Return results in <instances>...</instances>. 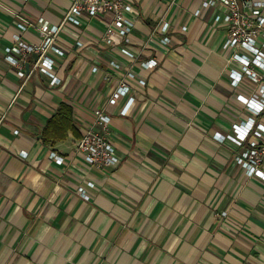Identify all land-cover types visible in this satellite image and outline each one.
Segmentation results:
<instances>
[{"label": "crops", "instance_id": "crops-1", "mask_svg": "<svg viewBox=\"0 0 264 264\" xmlns=\"http://www.w3.org/2000/svg\"><path fill=\"white\" fill-rule=\"evenodd\" d=\"M72 1L0 0V264H264V181L237 164L246 146L218 139L250 116L237 95L248 97L251 86L231 85L216 12L204 0H135V59L103 41L102 22L82 16L56 38L64 55L47 53L58 83L35 69L33 54L20 79L5 48L16 36L29 45L42 38L17 23L59 25ZM162 20L171 25L167 45L157 32ZM152 59L153 69L142 65ZM123 81L130 93L109 104ZM128 97L134 103L121 116ZM62 103L80 136L94 110L110 115L116 167L86 165L72 132L43 143ZM89 181L85 201L75 192Z\"/></svg>", "mask_w": 264, "mask_h": 264}, {"label": "built area", "instance_id": "built-area-1", "mask_svg": "<svg viewBox=\"0 0 264 264\" xmlns=\"http://www.w3.org/2000/svg\"><path fill=\"white\" fill-rule=\"evenodd\" d=\"M204 3L203 5L216 12V21H220V26L226 29L221 50L226 54L231 85L238 87L243 79H247L251 86L248 97L237 95V99L244 104L250 116L246 121L232 126V135H218V139L221 142L228 140L237 147L246 146L245 151L236 158L237 164L244 169L248 177L256 176L264 181V173L258 169L264 159V143H258V140L264 137V124L258 121V118L264 114V0H204ZM134 4L135 0H73L59 25H50L42 18L35 24L21 19L22 22L17 23L18 29L25 31L29 27H34L42 41L39 45H29L16 36L15 44L5 48V60L18 69L16 74L20 79H25L28 77L23 71L25 59L32 54L36 55L35 69L48 76L52 84L55 82L57 84L58 80L52 73L54 60L47 53L64 55L63 50L56 46V38L67 24L80 26L82 16L102 22L103 41L108 46H118L127 58L135 59L130 46V35L138 19ZM193 14L199 17L201 8L196 9ZM170 29L169 22L162 20L159 23L157 32L162 36L163 44L170 43ZM186 29L183 26L180 31L185 32ZM116 37L119 42H115ZM142 65L147 69H153L157 66V62L152 59ZM110 66L114 69L118 68L117 63L113 61L110 62ZM126 78L140 86H145V81L137 80L133 72H128ZM129 93L130 85L125 81L120 82L111 93L108 103L114 105ZM133 103L134 98L128 97L120 115L126 116ZM110 123L111 117L104 109L94 110L90 126L84 130L76 143V152L85 164L98 170L114 168L120 163L115 148L108 138ZM21 155L24 157L25 153ZM49 158L58 165L64 162V158L54 152L49 153ZM86 185V188L80 187L75 193L79 198L89 201L88 189L94 188L95 184L89 181Z\"/></svg>", "mask_w": 264, "mask_h": 264}, {"label": "trees", "instance_id": "trees-1", "mask_svg": "<svg viewBox=\"0 0 264 264\" xmlns=\"http://www.w3.org/2000/svg\"><path fill=\"white\" fill-rule=\"evenodd\" d=\"M69 132H72L75 138L80 139L81 136L72 118V108L62 103L56 113L47 121L42 131V141L47 145L54 144L66 139Z\"/></svg>", "mask_w": 264, "mask_h": 264}, {"label": "water", "instance_id": "water-1", "mask_svg": "<svg viewBox=\"0 0 264 264\" xmlns=\"http://www.w3.org/2000/svg\"><path fill=\"white\" fill-rule=\"evenodd\" d=\"M33 58H34L35 61L37 60V56L36 55H33ZM28 70H29V64H26V71H28Z\"/></svg>", "mask_w": 264, "mask_h": 264}]
</instances>
